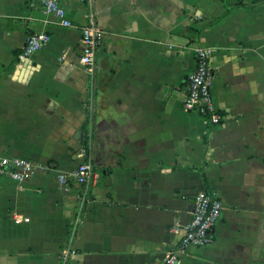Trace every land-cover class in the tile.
<instances>
[{
  "label": "crops",
  "instance_id": "0c3cea01",
  "mask_svg": "<svg viewBox=\"0 0 264 264\" xmlns=\"http://www.w3.org/2000/svg\"><path fill=\"white\" fill-rule=\"evenodd\" d=\"M58 1L85 24L79 0ZM230 2L219 19L218 0H93L104 38L90 86L77 29L37 0H0V156L54 167L22 184L0 176V264H63L67 242L64 264H162L198 192L223 212L181 264H264V2ZM186 29H202L196 44ZM40 33L45 47L21 58ZM198 46L214 50L217 126L182 109ZM88 115L100 178L82 203L57 176L81 163Z\"/></svg>",
  "mask_w": 264,
  "mask_h": 264
},
{
  "label": "built area",
  "instance_id": "2783aa9c",
  "mask_svg": "<svg viewBox=\"0 0 264 264\" xmlns=\"http://www.w3.org/2000/svg\"><path fill=\"white\" fill-rule=\"evenodd\" d=\"M46 14L54 16L60 26L69 29H77L80 33V54L78 65L82 69L88 84L91 86L96 71V54L104 38V31L96 24L93 14V0H79L86 9L84 14L85 24L75 26L66 19L65 12L58 0H37ZM49 36L44 33L31 35L27 38L21 58H27L34 52L45 47ZM213 49L208 46H198L194 49V70L186 76V89L182 102L184 112L198 114L209 125L217 126L221 123V116L215 106L211 88L213 80V68L211 58ZM92 120L91 116L85 122L80 133L81 146L78 148L81 163L71 171L59 173L58 183L67 187L76 184L84 191L79 198L84 202L88 189L97 186L100 175L90 158L92 149ZM54 171V167L48 163H36L26 159L0 156V176L8 177L17 184L30 180L37 174H47ZM223 212L222 202L213 195L198 192L192 197V209L190 217L181 227L180 239L165 252L162 264H181L182 259L191 247H205L211 242V234ZM25 218L15 217V221H25ZM70 244H64L60 259L64 264L66 258L74 255Z\"/></svg>",
  "mask_w": 264,
  "mask_h": 264
},
{
  "label": "trees",
  "instance_id": "16d2710c",
  "mask_svg": "<svg viewBox=\"0 0 264 264\" xmlns=\"http://www.w3.org/2000/svg\"><path fill=\"white\" fill-rule=\"evenodd\" d=\"M218 1H221L222 3H224L225 12L219 18V19H223V18L227 17L230 14V12L233 10V6L231 5L230 0H218ZM261 2H264V0H253L252 6H255V5H257L258 3H261ZM201 32H202V29H200V30L186 29V30H184L183 35L190 41L191 44H196L197 43V37L201 34ZM193 37H195V40H193ZM200 172H201L202 178L204 180L203 181L204 186L207 187V182H206L207 180L204 177L203 170L200 169Z\"/></svg>",
  "mask_w": 264,
  "mask_h": 264
}]
</instances>
